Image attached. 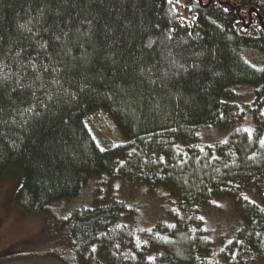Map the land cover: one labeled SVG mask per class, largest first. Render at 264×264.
<instances>
[{
    "label": "trees",
    "instance_id": "16d2710c",
    "mask_svg": "<svg viewBox=\"0 0 264 264\" xmlns=\"http://www.w3.org/2000/svg\"><path fill=\"white\" fill-rule=\"evenodd\" d=\"M241 85L251 130L234 127ZM96 112L120 144L93 137ZM201 126L234 128L201 147ZM262 139L264 0H0V178L19 170L28 216L97 179L92 206L54 224L74 264H264ZM125 187L163 192L152 226ZM219 200L239 226L214 253L201 215Z\"/></svg>",
    "mask_w": 264,
    "mask_h": 264
},
{
    "label": "rangeland",
    "instance_id": "374dc122",
    "mask_svg": "<svg viewBox=\"0 0 264 264\" xmlns=\"http://www.w3.org/2000/svg\"><path fill=\"white\" fill-rule=\"evenodd\" d=\"M255 52V51H254ZM249 51L245 55L247 62L256 67L260 57ZM254 87L241 85L233 90V101L244 112V118L234 127L252 128L251 106ZM93 137L102 145L121 143L120 135L113 129L102 112L89 117ZM228 130H219L212 126H201L199 137L201 147H216L230 134ZM99 144V145H101ZM97 179H91L80 190L76 198L59 201L50 205L45 212L26 215L15 202V193L20 185V172L10 168L0 178V264H74L68 250L60 245L54 234V224L65 218L79 207H91L93 190ZM118 197L132 208L135 224L150 227L159 215V204L165 199L161 191H149L125 187L120 189ZM202 219L208 230V236L215 242L214 253L231 239L239 226V218L229 200H219L211 208L202 212Z\"/></svg>",
    "mask_w": 264,
    "mask_h": 264
},
{
    "label": "snow or ice",
    "instance_id": "6c2138e0",
    "mask_svg": "<svg viewBox=\"0 0 264 264\" xmlns=\"http://www.w3.org/2000/svg\"><path fill=\"white\" fill-rule=\"evenodd\" d=\"M171 2H172V0H169V3H171ZM225 11H228V9H225ZM17 54H19V53H17ZM33 67H35V64H33ZM27 111H31V108L28 109ZM260 142L262 145H264V139H262ZM97 146L99 147V145H97ZM100 150L103 151L104 149L101 148Z\"/></svg>",
    "mask_w": 264,
    "mask_h": 264
}]
</instances>
